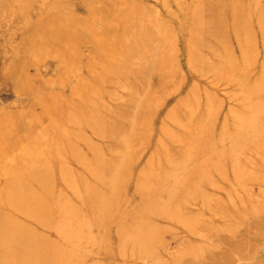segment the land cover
Instances as JSON below:
<instances>
[{
    "label": "rangeland",
    "instance_id": "rangeland-1",
    "mask_svg": "<svg viewBox=\"0 0 264 264\" xmlns=\"http://www.w3.org/2000/svg\"><path fill=\"white\" fill-rule=\"evenodd\" d=\"M8 181V264L264 261V0H0Z\"/></svg>",
    "mask_w": 264,
    "mask_h": 264
},
{
    "label": "bare ground",
    "instance_id": "bare-ground-1",
    "mask_svg": "<svg viewBox=\"0 0 264 264\" xmlns=\"http://www.w3.org/2000/svg\"><path fill=\"white\" fill-rule=\"evenodd\" d=\"M23 154L26 156H24ZM23 154L21 156L22 157L21 159L24 158L23 160H25V158L29 157L31 153L27 151L24 152ZM32 177L33 179L37 180L40 183L41 181L40 177L39 178L36 176H32ZM6 185L7 187L5 188L6 190H4L5 192L2 190L0 191V250L3 251V256L0 257V264H8L10 262L14 263V262L22 261L18 259L19 255L14 251H12L11 249L16 247H20L23 250H27L28 255L31 257L30 258L26 257L24 261L32 262L33 259L32 256L40 255V254L32 253L33 248L35 249L36 246L32 245L29 242V240L26 241L24 239L26 235H22V233L25 234L26 231L30 232V230L20 226L15 220H13L8 215L4 214L1 210V206L6 204L10 208H12L13 211H18L20 213L26 214V217L29 218H35L36 216L34 215L29 216L28 214L31 211H33L34 213L41 212L43 210V206H47L48 202L44 203V201L36 198L34 193L27 186H24L23 188L17 187V190H15L13 187H11L12 185H10L9 181L8 183L6 182ZM4 195L6 196V198H4ZM38 217L43 218L41 216ZM43 223H44L43 225H46L45 221ZM41 247L43 246L41 245ZM45 250L46 249H44V247L38 249L39 252ZM39 261L40 260H38L37 262ZM258 264H264V261H261Z\"/></svg>",
    "mask_w": 264,
    "mask_h": 264
}]
</instances>
